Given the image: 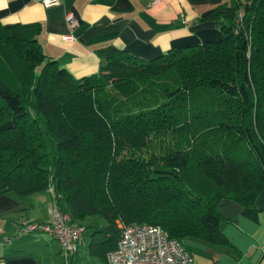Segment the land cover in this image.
Wrapping results in <instances>:
<instances>
[{"label":"trees","instance_id":"1","mask_svg":"<svg viewBox=\"0 0 264 264\" xmlns=\"http://www.w3.org/2000/svg\"><path fill=\"white\" fill-rule=\"evenodd\" d=\"M199 21L223 38L152 59L108 46L82 77L47 57L39 24L0 22V196L53 188L102 264L120 221L230 244L221 202L264 191V0Z\"/></svg>","mask_w":264,"mask_h":264},{"label":"crops","instance_id":"2","mask_svg":"<svg viewBox=\"0 0 264 264\" xmlns=\"http://www.w3.org/2000/svg\"><path fill=\"white\" fill-rule=\"evenodd\" d=\"M233 2L62 0L46 7L40 0H0V22L39 24L38 40L47 57L57 60L74 76L82 77L99 71L98 51L108 46L152 59L173 48L221 40L224 35L218 23L201 22L199 17L205 10ZM69 13L76 18L74 28L67 21ZM69 35L73 40L64 39ZM55 203L58 202L53 188L26 197L12 192L0 196V264H51L52 252L63 254L53 235L20 232L24 223L49 222ZM221 211L226 218L221 230L230 244L184 239L194 264H264V191L254 206L227 199L221 202ZM91 243L92 236L87 232L81 248L96 258L91 254ZM80 250L63 255L77 262L83 258Z\"/></svg>","mask_w":264,"mask_h":264},{"label":"built area","instance_id":"3","mask_svg":"<svg viewBox=\"0 0 264 264\" xmlns=\"http://www.w3.org/2000/svg\"><path fill=\"white\" fill-rule=\"evenodd\" d=\"M44 6L58 5L62 0H40ZM242 15L240 14V17ZM71 28L76 26L72 13L67 15ZM73 40L72 35L64 36ZM120 239L117 247L107 254L108 264H194V257L184 244L170 236L161 225L128 224L119 222ZM24 233L46 232L53 235L65 256L80 250L87 234L85 225L74 222L71 215L55 203L49 222H27L20 230ZM264 250V246H263Z\"/></svg>","mask_w":264,"mask_h":264},{"label":"rangeland","instance_id":"4","mask_svg":"<svg viewBox=\"0 0 264 264\" xmlns=\"http://www.w3.org/2000/svg\"><path fill=\"white\" fill-rule=\"evenodd\" d=\"M31 113H32V115L37 117V113H36L35 110L31 109ZM41 125L43 126V122L42 121H41ZM49 147H50V150L53 151V149L56 147V142L52 143L51 141H49ZM80 251L82 253V257L83 258L78 259L77 262H72L73 261L72 257L66 258L61 253L55 254V253L52 252L51 259H50L51 264H60L63 260L65 261V264H69L71 262H72L71 264H100L97 258H93V257L89 256L88 251L86 250V248L85 249L81 248Z\"/></svg>","mask_w":264,"mask_h":264}]
</instances>
